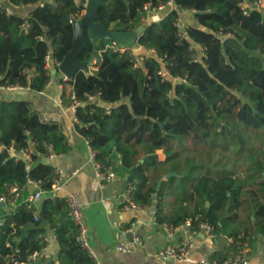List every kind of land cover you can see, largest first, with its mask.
I'll return each mask as SVG.
<instances>
[{
    "label": "trees",
    "instance_id": "16d2710c",
    "mask_svg": "<svg viewBox=\"0 0 264 264\" xmlns=\"http://www.w3.org/2000/svg\"><path fill=\"white\" fill-rule=\"evenodd\" d=\"M171 1L173 10L146 25L139 50H107L98 70L67 81L82 103L76 129L97 162L134 185V202L155 206L160 225L198 219L212 225L215 235L230 237L228 251L218 258L224 264L245 250L249 238L264 237V11L254 8L260 0H104L97 20L108 29L131 31L146 24V5ZM87 2L1 5L0 86L43 92L51 80L47 57L62 62L71 51L72 22L83 17ZM23 7L33 9L23 15L17 11ZM180 11L196 21L185 25L184 36L176 25ZM108 43L87 29L79 60L92 62ZM12 145L33 146L31 163L11 157L6 149ZM49 146L57 156L70 149L58 123L41 122L29 101L0 100V197L29 179L41 181L46 192L37 205L24 201L27 190L10 214L0 208L6 219L0 226V264L11 257L25 262L44 247L49 230L62 264H96L77 241L80 228L66 199L49 194L55 178L46 161ZM171 173L176 176L166 180Z\"/></svg>",
    "mask_w": 264,
    "mask_h": 264
},
{
    "label": "crops",
    "instance_id": "0c3cea01",
    "mask_svg": "<svg viewBox=\"0 0 264 264\" xmlns=\"http://www.w3.org/2000/svg\"><path fill=\"white\" fill-rule=\"evenodd\" d=\"M0 1L4 5L8 4V0ZM32 9V7H23L17 11L27 15ZM173 9L150 12L146 24L161 21ZM181 18L184 26L196 25L192 14L183 12ZM52 60L51 80L43 92H35L30 87L9 90L0 86V100L29 101L38 115L45 116L62 127L70 149L67 153L56 156L53 161H46L64 172L63 187L59 196L66 198L68 194L74 193L83 205L88 229L87 250L96 262L100 264H202L203 261H208L209 264H218V258L228 251L232 239L226 235L210 237L205 232L194 237V247L187 261L178 262L173 259L159 261L156 258L159 250L177 246L181 237L168 236L163 225L157 222L155 206L146 208L144 212H135L123 206L127 190L126 179L118 175L116 181L102 184L95 178V166L91 156L93 150L89 141L76 129L77 117L72 108L73 86L68 84L65 76L56 70ZM90 73L92 74L93 71ZM97 139L99 143L105 142L101 137ZM30 150L31 153L34 152L33 146ZM33 191L31 188V192ZM129 233H133V242L128 237ZM136 238H140L141 243L134 241ZM45 239H48V247L33 264H62L61 248L54 231L49 230ZM120 244H132L133 249L129 253L120 252L118 250ZM245 248L248 249L249 264H264L263 236H252Z\"/></svg>",
    "mask_w": 264,
    "mask_h": 264
},
{
    "label": "built area",
    "instance_id": "2783aa9c",
    "mask_svg": "<svg viewBox=\"0 0 264 264\" xmlns=\"http://www.w3.org/2000/svg\"><path fill=\"white\" fill-rule=\"evenodd\" d=\"M3 5L0 1V6ZM242 8L245 10V15L249 14V11H247V5L241 4ZM175 7L174 2H169L167 4H161L157 8H151L150 5L145 6V10L147 12H154V11H162L167 8L173 9ZM255 9L263 10L264 11V0H260L255 4ZM6 11L8 14L13 13V9L11 6H7ZM177 27L181 29V31H184V24L182 22H178ZM184 36L183 34H181ZM129 49L125 45H122L118 42H110L106 45L105 49H102L99 51V56L93 58L92 62L89 64L90 71H96L99 68L100 65V57L102 53H104L107 50H113L115 52L124 53ZM51 60L52 56L49 54L47 57V70L49 71V74L51 75ZM54 63V66L56 67V70H58L59 65L61 64L58 60H52ZM162 74V73H161ZM164 77H169L167 73L162 74ZM65 79L68 81L65 77ZM9 90L12 89H20L23 87L20 86H11V87H4ZM89 101L91 102H97L99 100L98 96H88ZM82 103L77 100L75 93L72 94V108L74 112L77 111V108L81 106ZM40 116V115H39ZM40 120L43 123L49 124L53 123L54 121L49 120L47 117L40 116ZM50 153L46 157L47 161H53L56 158V154L53 152V147L49 146ZM93 150V149H92ZM0 151H2V148L0 147ZM8 153H10L11 157L16 158L17 160L25 159L29 164L32 161L31 158V150L22 147V148H16V146L12 145L9 149H6ZM92 160L94 162L95 166V178L100 183H107V182H113L118 179L117 172L112 168H106L96 160V155L94 151H91ZM27 169H30V166L28 165ZM55 178L51 187V190L49 194L56 198L59 196L62 187H63V181H64V172L60 168H55ZM127 183V190H126V196L124 198V204L123 206L128 209L135 212H144L146 210V207H142L136 202H134L132 198V192L134 190V185L131 182ZM31 188L34 190L31 192ZM29 191L28 196L24 199L25 202L35 205L39 200L42 199V197L46 194V192L42 189V182L29 179L27 184L23 187L13 186L10 188L8 195H3L0 197V208L5 209L6 214H10L12 211H14L19 204V200L24 197V194L26 191ZM66 201L70 208V216L72 220L75 222L76 225L80 228V234L77 238L78 243L83 247L88 249V241H87V234L88 229L85 222L84 212H83V205L80 202L78 196L74 193H70L66 196ZM6 222L5 215L0 214V226H3ZM163 227L166 229L168 236L174 237L175 235H179L181 237L180 242L177 244V246H169L166 248H163L159 250L156 254V258L159 261H168L170 259L176 260L178 262H185L188 260V257L190 255L191 250L194 247V237L198 235L201 232H205L210 237H214V227L208 223L200 222L198 219H189L185 223L179 225V226H169L167 224H164ZM134 241H137L138 243H141L140 238L134 239ZM48 239H45V245L41 250H38L31 254L28 259L25 262H19L14 257H11L8 264H33L36 260H38L46 251L48 247ZM133 249L132 244H120L118 246V250L120 252L129 253ZM96 264H100L96 262ZM202 264H209L208 261H203ZM224 264H249V257H248V249L245 248L244 251L232 254L225 262Z\"/></svg>",
    "mask_w": 264,
    "mask_h": 264
},
{
    "label": "water",
    "instance_id": "95a60500",
    "mask_svg": "<svg viewBox=\"0 0 264 264\" xmlns=\"http://www.w3.org/2000/svg\"><path fill=\"white\" fill-rule=\"evenodd\" d=\"M104 4V0H88L86 11L83 17L79 20H73L74 39L71 51L63 59L57 71L61 72L67 79L73 80L79 72H84L90 75V61L81 62L79 57L86 46V31L89 29L93 36L102 41L118 42L125 45L129 49L136 50L141 35L146 29L144 24L134 30L120 32L113 29H108L105 25L99 22L98 10ZM183 13V11H180ZM176 176L171 173L166 176V180ZM128 237L133 242V233H129Z\"/></svg>",
    "mask_w": 264,
    "mask_h": 264
},
{
    "label": "rangeland",
    "instance_id": "374dc122",
    "mask_svg": "<svg viewBox=\"0 0 264 264\" xmlns=\"http://www.w3.org/2000/svg\"><path fill=\"white\" fill-rule=\"evenodd\" d=\"M136 50H139V46H138V48ZM137 54L140 55V53H137ZM159 154H161V156H162V152H160Z\"/></svg>",
    "mask_w": 264,
    "mask_h": 264
}]
</instances>
